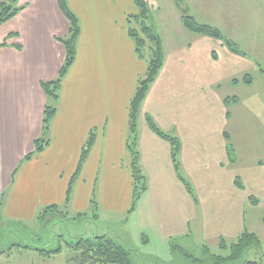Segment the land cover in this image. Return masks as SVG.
Instances as JSON below:
<instances>
[{
  "label": "crops",
  "instance_id": "obj_1",
  "mask_svg": "<svg viewBox=\"0 0 264 264\" xmlns=\"http://www.w3.org/2000/svg\"><path fill=\"white\" fill-rule=\"evenodd\" d=\"M166 1L174 8L168 17L172 44L164 49L163 67L138 118L147 189L126 216L133 194L126 144L128 107L147 67L128 34V18L138 13L135 3L67 0L80 26L75 60L60 83L49 144L24 160L42 134L45 105L51 102L42 84L59 74L65 59L62 39L70 24L58 0H17L19 10L0 25L1 220L30 221L40 208L52 204L73 215L88 213L93 197V218L122 223L126 217L123 230L138 255L162 260L173 254L171 241L177 249H210L209 243L221 248L222 242L229 244L245 229L261 237L256 229L264 227V216L259 221L254 209L264 204V158L253 160L256 152L249 138L243 145L231 140L247 128H228L226 123L231 103H238L229 88L252 86L251 69L264 76L259 68L264 0ZM182 14L215 26L241 53L220 39L186 30ZM246 75L249 84L244 82ZM146 115L178 138L180 172L195 199L176 176L169 142L150 130ZM90 131L95 133L94 143L63 208ZM257 140L258 149H264V138ZM230 143L232 153L227 149Z\"/></svg>",
  "mask_w": 264,
  "mask_h": 264
},
{
  "label": "trees",
  "instance_id": "obj_2",
  "mask_svg": "<svg viewBox=\"0 0 264 264\" xmlns=\"http://www.w3.org/2000/svg\"><path fill=\"white\" fill-rule=\"evenodd\" d=\"M176 1L181 2L183 0ZM133 2L138 9V13L136 15H131L128 18V34L133 40L137 56L139 58L146 59L147 67L145 73L137 79L136 88L130 99L128 107V137L126 144L131 156L133 194L132 202L129 209L127 210L126 216L135 209L140 197L147 189V179L140 165V153L138 149V118L142 103L152 83L156 79L164 64V48L162 39L160 35L155 33L147 24L150 12L147 1L133 0ZM16 3L17 0L0 1V25L11 18L19 10L20 7H18ZM58 5L70 24L67 36L62 39V43L65 48V59L60 68L58 76L55 79L44 82L42 84L46 96L51 102L50 104L47 103L45 105L42 122V134L40 137L35 139L33 150L25 155L24 160L30 159L34 154L42 151L49 144L50 121L56 112V103L59 97L60 83L73 64L76 56V42L80 33L78 19L69 8L67 0H58ZM181 22L186 30L192 33L204 34L216 39H220L231 51L241 53L236 43L225 37L222 32L215 26L209 23L199 22L193 16L187 14H182ZM0 45H4V43ZM259 68L260 71L264 74V69L261 67ZM244 82L247 84L251 83V78L246 75V77L244 78ZM145 120L148 127L153 133L169 142L171 149V160L176 172V176L186 187L190 195L195 199L191 185L184 179L180 172V163L178 158L180 151V142L178 138L160 129L151 116L146 115ZM94 140L95 133L94 131H90L88 138L82 147L77 170L69 182L66 192V200L63 208H66L68 206L72 188L71 186L75 178L77 177L80 168L82 167L94 143ZM227 149L229 153H232V146L230 144L227 145ZM2 202L3 194L0 196V207L2 205ZM254 202H256V200H254ZM96 210L97 202L92 197L90 201V212L92 214H95ZM65 212L66 211H64L62 208H60V206L56 204L47 205L39 209L35 216V220L41 224H44L52 217L57 216L58 214H64ZM85 214L86 213H78L77 216H83ZM262 220L264 221V217ZM3 222L14 221L6 220ZM125 222L126 217L122 221V223L125 224ZM70 246L76 253L71 262H68L71 264H139L138 262H136V258L138 256L137 250L132 248V246H129L127 240L125 242L124 240L120 239L119 235H117V237L115 236V238L109 237L107 233L101 235H92L90 237L80 238ZM170 247L173 254L176 250H180L179 252L181 254L184 253L183 249H177L174 241H171ZM220 247L222 250L228 249V254H214L205 245L199 250L201 251V255H203L204 258L212 260L216 264H224L239 260L243 256V254H245L251 248L260 251L262 247V241L255 232L245 229L234 241L230 242L229 244L222 242L220 244ZM36 250L42 258L50 259L59 254L61 248L59 247L54 250L40 248ZM244 264L262 263L257 260H246L244 261Z\"/></svg>",
  "mask_w": 264,
  "mask_h": 264
},
{
  "label": "rangeland",
  "instance_id": "obj_3",
  "mask_svg": "<svg viewBox=\"0 0 264 264\" xmlns=\"http://www.w3.org/2000/svg\"><path fill=\"white\" fill-rule=\"evenodd\" d=\"M146 1L150 10L147 24L155 33L160 35L163 48L168 49L172 44L171 22L168 17L173 15L172 10L174 8L166 0H161L158 4H155L157 0ZM142 59L147 64L146 59ZM261 59L260 64L264 68V55L262 54ZM248 73L253 78L252 86L241 83L235 89L229 88L230 91L237 94L238 103L235 104V107L231 103L229 109L231 118L227 121L226 126L228 128H247L246 134L232 135L231 140L236 144L241 143L243 145L245 143L244 138H249L251 150L256 152L252 156L255 160L256 158H264V149H258V144L261 142L257 140V138H264V76L254 69L249 70ZM234 93L231 92V96L235 95ZM100 175L101 168L99 180ZM237 182L240 186L239 178ZM248 189L251 187L248 186ZM254 212L259 213V221H261L260 217L264 216V204L258 209H254ZM122 224L103 217L93 218L91 212L83 216L65 212L52 217L44 224L37 222L35 218L30 221L3 222L0 212V264H71L68 262H71L76 253L70 245L80 238L101 235L105 231L112 238L117 237V235L127 237L129 246L136 249L130 236L123 230L124 224ZM256 230L262 241L260 251L251 248L239 260L224 264H244L246 260H257L264 264V227ZM208 246L214 254H228V249L222 250L212 243H209ZM59 247L61 248L60 253L50 258L51 260L42 258L36 250L40 248L54 250ZM197 247L188 245L182 254L176 250L167 260L139 254L136 262L139 264H216L214 261L204 258L199 250L200 247Z\"/></svg>",
  "mask_w": 264,
  "mask_h": 264
}]
</instances>
